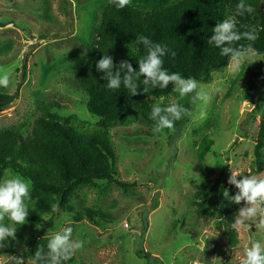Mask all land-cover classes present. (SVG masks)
Masks as SVG:
<instances>
[{
	"label": "rangeland",
	"instance_id": "374dc122",
	"mask_svg": "<svg viewBox=\"0 0 264 264\" xmlns=\"http://www.w3.org/2000/svg\"><path fill=\"white\" fill-rule=\"evenodd\" d=\"M107 3L0 0V69L10 73L9 86L0 87V93L13 94L23 79L16 102L0 113V130L30 131L41 101H57L63 105L55 108L61 116H75L91 131L101 129L99 117L87 108L88 95L75 80L73 61L91 47ZM261 60L252 50L238 70L228 65L214 70L209 82H198L211 97L207 104H192L191 94L181 98L173 92L128 107L129 121L122 128L132 132L150 127L142 105L178 102L188 104L192 115L182 128L164 129L159 136L127 138L107 131L118 156V179L128 185L99 181L79 191L83 207L102 209L109 220L78 221L62 212L55 217L51 236L71 227L73 239L84 241L74 264L238 263L252 241L264 243V230L247 221V226L236 227L237 246L228 248L223 228L201 217L192 204L194 192L220 171L230 177L231 169L243 175L252 168L254 142L248 125L264 118V93L248 95L244 82ZM204 136L215 145L201 160L197 146ZM16 248L22 252L24 242L16 240ZM11 256L1 254L0 264H11Z\"/></svg>",
	"mask_w": 264,
	"mask_h": 264
},
{
	"label": "trees",
	"instance_id": "16d2710c",
	"mask_svg": "<svg viewBox=\"0 0 264 264\" xmlns=\"http://www.w3.org/2000/svg\"><path fill=\"white\" fill-rule=\"evenodd\" d=\"M107 1L91 47L84 57L73 61L75 80L88 95L87 108L99 117L101 129L91 131L75 116H61L55 108L60 109L63 105L57 101H41L37 104L40 114L30 131L14 128L0 130V180L6 174H18L31 184L27 222L15 225L5 218L4 223L16 228V231L14 238L4 242L0 255L23 257L25 264H30L27 260L32 261L38 246L47 251L48 240L52 237L50 232L55 229V217L60 212L72 215L78 221L84 218L93 222L94 218L109 220L110 216L105 211L83 207L78 198L79 191L96 186L99 181L114 182L122 187L128 185L118 179V156L107 131L127 138L160 135L161 132L153 131L155 122L150 119L152 106H139L150 127L132 132L122 126L129 121L128 107L139 105L150 97L168 96L174 92V85L169 84L165 89L149 88L144 93L141 77L137 95H130L123 84L119 89L109 90L107 81L101 79L103 73L96 70L99 59L109 55L117 66L122 60H127L138 71L137 60L145 56L147 50L136 43V37L143 35L171 50L163 57V67L170 73L178 72L185 78L209 82L214 70L229 65L228 58L221 56L219 49L207 41L214 34L212 29L222 19L235 14L240 0H131V4L123 9H117L110 0ZM244 3L251 5L254 11L235 17L237 30L254 32L256 39H242L236 42V46L251 44L252 50L262 56L256 68L248 72L244 86L248 95L263 94L264 0H244ZM171 52L176 55L173 57ZM22 83L23 79L18 82L13 94L0 93V113L19 97ZM183 107L189 109L188 104ZM186 122L185 116L176 121L175 126L180 129ZM248 126L254 142L255 159L249 174L243 175H259L264 173V118ZM214 145L213 139L204 136L197 146L198 158L205 159ZM228 179L225 172L220 171L213 181L206 180L194 192L192 204L201 217L214 220L218 227L223 228L228 248H234L238 244V230L233 225L244 202L235 204L224 198V189H228L229 196L238 192ZM16 240L24 242L22 252L16 248ZM206 243L208 246L210 241L206 240ZM138 255L142 256L143 252L139 251ZM76 261L74 255L63 264H74Z\"/></svg>",
	"mask_w": 264,
	"mask_h": 264
},
{
	"label": "clouds",
	"instance_id": "9594fccd",
	"mask_svg": "<svg viewBox=\"0 0 264 264\" xmlns=\"http://www.w3.org/2000/svg\"><path fill=\"white\" fill-rule=\"evenodd\" d=\"M117 8L123 9L131 4V0H110ZM254 9L251 5H246L244 0L236 5L235 14L222 19L213 29V35L207 41L219 49L220 55L228 58V64L235 71L247 61L252 54V45L236 46V42L246 39L254 41V32H240L237 30L236 16H244L245 13H252ZM136 43L142 44L147 50V54L137 60L139 70L133 68L127 60H122L119 65H114L113 59L109 55H104L96 62V70L102 72L101 79L107 81V89L116 90L123 84L130 95H137L141 88L138 81L143 84V92L147 93L149 88L165 89L169 84L174 85L172 90L179 94L181 98L191 94V103L202 102L207 104L211 97L202 88L195 78L183 77L178 72L170 73L163 67V57L171 50L160 43H153L143 35L136 37ZM174 57L175 52H171ZM114 67L116 68L113 71ZM123 73V75H122ZM10 83V73L0 69V87L7 88ZM192 112L183 107L178 102H171L167 106L153 104L150 119L155 122L153 131L161 132L164 129L174 130L175 122L185 116H191ZM242 176V179H237ZM228 183L235 186L238 192L229 196L228 189L223 190L225 199L232 203L244 206L239 209L238 217L234 221V228L247 226V221H255L256 228L264 230V175H241L231 169ZM31 184L21 175H5L0 180V248L5 247L8 238L15 237L16 228L7 226L4 221L8 220L15 225H23L29 216L28 201L31 199ZM72 228L67 227L55 233L47 243V251L43 246H38L32 257L31 264H63L71 259L77 251L84 246V241L73 239ZM11 264H25L23 257L11 256ZM240 264H264V243L259 240L252 241L243 250Z\"/></svg>",
	"mask_w": 264,
	"mask_h": 264
},
{
	"label": "water",
	"instance_id": "95a60500",
	"mask_svg": "<svg viewBox=\"0 0 264 264\" xmlns=\"http://www.w3.org/2000/svg\"><path fill=\"white\" fill-rule=\"evenodd\" d=\"M16 102V100H14L13 102H11L9 105H12ZM240 125L243 126L244 125V116H242V119L240 121Z\"/></svg>",
	"mask_w": 264,
	"mask_h": 264
}]
</instances>
